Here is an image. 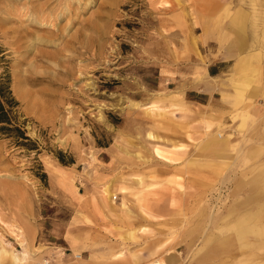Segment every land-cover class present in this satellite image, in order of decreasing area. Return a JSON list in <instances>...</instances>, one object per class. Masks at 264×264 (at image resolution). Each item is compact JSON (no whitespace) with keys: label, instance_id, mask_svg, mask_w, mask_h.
<instances>
[{"label":"rangeland","instance_id":"obj_1","mask_svg":"<svg viewBox=\"0 0 264 264\" xmlns=\"http://www.w3.org/2000/svg\"><path fill=\"white\" fill-rule=\"evenodd\" d=\"M0 79V264L264 263V0H0Z\"/></svg>","mask_w":264,"mask_h":264},{"label":"trees","instance_id":"obj_2","mask_svg":"<svg viewBox=\"0 0 264 264\" xmlns=\"http://www.w3.org/2000/svg\"><path fill=\"white\" fill-rule=\"evenodd\" d=\"M17 103L10 95L8 85L0 79V134L9 135L13 133L16 142L23 143L29 141L24 135L20 127L16 126L15 120V107ZM44 175L41 176L43 179Z\"/></svg>","mask_w":264,"mask_h":264},{"label":"crops","instance_id":"obj_3","mask_svg":"<svg viewBox=\"0 0 264 264\" xmlns=\"http://www.w3.org/2000/svg\"><path fill=\"white\" fill-rule=\"evenodd\" d=\"M234 255H235V254H234ZM253 256H255V254L252 255V257H253ZM200 257H204V259H205V260H200V264H203V262H205V264H207V259H206L207 256L204 255V256H200ZM215 259H216V258H215ZM215 259L212 261L213 263L211 262V264H214V263H215V264H217V263L219 264V260H215ZM261 261L264 262V256L261 257ZM232 262H233V260H232L231 262H229L228 264H230V263H232ZM234 264H240V263L235 262ZM261 264H264V263H261Z\"/></svg>","mask_w":264,"mask_h":264},{"label":"bare ground","instance_id":"obj_4","mask_svg":"<svg viewBox=\"0 0 264 264\" xmlns=\"http://www.w3.org/2000/svg\"><path fill=\"white\" fill-rule=\"evenodd\" d=\"M31 10V9H30ZM247 134V133H246ZM211 217V216H210ZM212 223V222H211ZM210 225V224H209ZM204 235V234H203ZM129 238V237H128ZM17 264H21V263H19V261H18V263Z\"/></svg>","mask_w":264,"mask_h":264}]
</instances>
